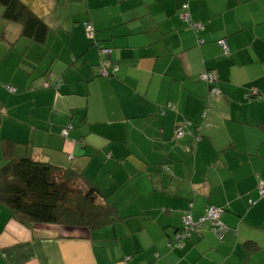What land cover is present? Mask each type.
<instances>
[{
	"label": "crops",
	"instance_id": "0c3cea01",
	"mask_svg": "<svg viewBox=\"0 0 264 264\" xmlns=\"http://www.w3.org/2000/svg\"><path fill=\"white\" fill-rule=\"evenodd\" d=\"M23 158L119 219L28 228L0 201V264H264V0H0V169ZM211 206L222 238L185 229Z\"/></svg>",
	"mask_w": 264,
	"mask_h": 264
},
{
	"label": "trees",
	"instance_id": "16d2710c",
	"mask_svg": "<svg viewBox=\"0 0 264 264\" xmlns=\"http://www.w3.org/2000/svg\"><path fill=\"white\" fill-rule=\"evenodd\" d=\"M86 24L92 25L85 22V29ZM0 201L28 228L54 224L98 229L119 219L115 207L82 172L31 158L9 162L0 169ZM220 208L225 212L226 208Z\"/></svg>",
	"mask_w": 264,
	"mask_h": 264
},
{
	"label": "built area",
	"instance_id": "2783aa9c",
	"mask_svg": "<svg viewBox=\"0 0 264 264\" xmlns=\"http://www.w3.org/2000/svg\"><path fill=\"white\" fill-rule=\"evenodd\" d=\"M185 8L187 9V6H185ZM182 17L187 20L190 21V17L189 14L187 12H184L182 14ZM87 25V33L89 36H93L94 30H93V26L91 24H86ZM194 27H196L197 29L203 28V26L199 23H194L193 24ZM220 45L223 47V49L226 51L227 49V42L225 40H222L221 42H219ZM111 50L108 48H102L101 49V53H108ZM227 52V51H226ZM109 68L112 69L113 72H116L118 70V68L116 66H113L110 60H106V62L104 63V67L102 69L101 74L104 76H109L111 74ZM211 79V76L205 74L204 75V79ZM214 79H212L213 81ZM9 88V87H8ZM214 94H217L218 91L216 89L213 90ZM69 129L70 128H63L61 133L64 136H68L69 134ZM185 132L183 129H178L176 132V136L178 138H182L184 137ZM259 193L260 195L263 197L264 196V183H261L259 186ZM223 209L220 207H216V206H211L209 208V210L207 211L206 215L201 216L198 219H194L192 217L191 214H186L184 217V225H185V229L187 230H191L193 228L196 227H200V226H205L207 224H211L212 226V232L216 235H218L219 238H222L224 236V234L227 233L228 231V227L227 225L222 221L221 217L223 214Z\"/></svg>",
	"mask_w": 264,
	"mask_h": 264
},
{
	"label": "rangeland",
	"instance_id": "374dc122",
	"mask_svg": "<svg viewBox=\"0 0 264 264\" xmlns=\"http://www.w3.org/2000/svg\"><path fill=\"white\" fill-rule=\"evenodd\" d=\"M88 34V33H87ZM89 36V35H88ZM89 37H94V36H89ZM108 49H110V48H108ZM111 50V49H110ZM110 60V59H109ZM111 61V60H110ZM106 62V60L103 62V64ZM111 63H112V61H111ZM112 65L114 66V64L112 63ZM103 67H104V65H103ZM109 70H110V72H111V74L109 75V76H111V75H113L115 72H113L112 71V69L111 68H109ZM118 71V70H117ZM116 71V72H117ZM100 75H102L101 73H100ZM102 76H104V75H102ZM105 77H108V76H105ZM59 86V85H58Z\"/></svg>",
	"mask_w": 264,
	"mask_h": 264
},
{
	"label": "bare ground",
	"instance_id": "6f19581e",
	"mask_svg": "<svg viewBox=\"0 0 264 264\" xmlns=\"http://www.w3.org/2000/svg\"><path fill=\"white\" fill-rule=\"evenodd\" d=\"M117 67V66H116Z\"/></svg>",
	"mask_w": 264,
	"mask_h": 264
}]
</instances>
